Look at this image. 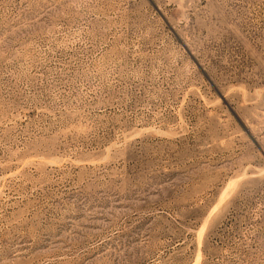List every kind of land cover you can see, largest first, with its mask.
Listing matches in <instances>:
<instances>
[{"label": "rangeland", "instance_id": "obj_1", "mask_svg": "<svg viewBox=\"0 0 264 264\" xmlns=\"http://www.w3.org/2000/svg\"><path fill=\"white\" fill-rule=\"evenodd\" d=\"M0 264H264V0H0Z\"/></svg>", "mask_w": 264, "mask_h": 264}]
</instances>
